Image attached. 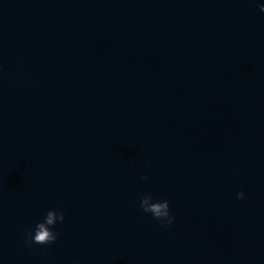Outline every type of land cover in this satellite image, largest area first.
Listing matches in <instances>:
<instances>
[{
  "label": "water",
  "instance_id": "water-1",
  "mask_svg": "<svg viewBox=\"0 0 264 264\" xmlns=\"http://www.w3.org/2000/svg\"><path fill=\"white\" fill-rule=\"evenodd\" d=\"M261 6L0 0V264H264Z\"/></svg>",
  "mask_w": 264,
  "mask_h": 264
},
{
  "label": "clouds",
  "instance_id": "clouds-1",
  "mask_svg": "<svg viewBox=\"0 0 264 264\" xmlns=\"http://www.w3.org/2000/svg\"><path fill=\"white\" fill-rule=\"evenodd\" d=\"M261 12H264V6L260 8ZM142 180H147V175L141 176ZM237 200H244L245 194L243 191L236 193ZM140 208L144 213L150 214L154 220L159 222L161 227H171L175 221V216L171 214L170 205L167 199L155 200L151 193H145L140 199ZM65 216L63 212L56 210H49L44 216L42 222H38L35 226V233L31 231L27 233V238L24 243L26 246L31 247L36 245H52L56 243L59 233L53 229L57 223H64Z\"/></svg>",
  "mask_w": 264,
  "mask_h": 264
}]
</instances>
